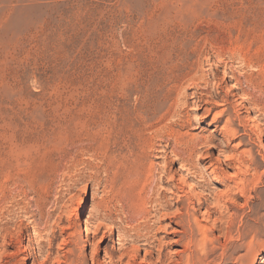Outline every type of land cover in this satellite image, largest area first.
Listing matches in <instances>:
<instances>
[{"label": "rangeland", "instance_id": "obj_1", "mask_svg": "<svg viewBox=\"0 0 264 264\" xmlns=\"http://www.w3.org/2000/svg\"><path fill=\"white\" fill-rule=\"evenodd\" d=\"M263 35L264 0H0V264H264V138L206 151Z\"/></svg>", "mask_w": 264, "mask_h": 264}, {"label": "bare ground", "instance_id": "obj_2", "mask_svg": "<svg viewBox=\"0 0 264 264\" xmlns=\"http://www.w3.org/2000/svg\"><path fill=\"white\" fill-rule=\"evenodd\" d=\"M254 2V1H253ZM260 10V8H259ZM263 17V16H262ZM255 28V27H254ZM221 29V28H220ZM244 33V32H243ZM251 37V36H250ZM255 39L251 41V43L248 45L247 50H244L243 48L239 47L236 50L233 51V56H237V59H239V63H241V65L244 67V69L248 70H252L253 72H251L249 75H245V77H241V76H236L233 75V81H234V86L237 87L238 90H240L242 92L243 96V102H244V106L245 108L249 109V107L251 108V112L257 113L258 115V119L259 122L257 124H255L254 126H250V127H244L242 126V124H239L238 116L236 114L234 119H230L227 120L222 127L220 128V134L222 136V141H220L217 145H212L211 147H208V149L206 150L207 152L210 151H215L217 150L219 147H221V145L224 142H230V141H235L238 138V136H242L243 138L247 139V143H245V147L246 146H251V149L253 150V147H255L256 143H255V138H257L256 136L254 137V140L252 139V137L254 135H260L261 138H264V35L263 36H254ZM246 41V39L244 40ZM199 58V57H198ZM232 58V57H231ZM233 60V58H232ZM235 60V59H234ZM237 61V60H236ZM230 68V67H229ZM242 68V67H241ZM240 70V69H239ZM227 75V73H226ZM225 76V75H224ZM226 77V76H225ZM241 78H244V81L241 80ZM232 79V78H231ZM244 84L246 85V89L241 88V86ZM194 85V84H193ZM218 85V84H217ZM244 85V86H245ZM200 86V85H198ZM221 85H218V87H220ZM243 87V86H242ZM218 89V88H217ZM220 91L222 90V87L219 88ZM235 90V89H234ZM227 93H223V96L221 97L222 99H228V97L230 96ZM207 94V93H206ZM218 94V93H217ZM222 95V94H221ZM240 96V97H241ZM184 98H186V96H183ZM193 97L196 99V103L200 104L203 102L202 97L203 95L200 93H193ZM207 97V96H206ZM238 97V96H237ZM232 98V96H231ZM221 99V101H222ZM240 99V98H239ZM238 100V99H237ZM178 101V100H177ZM176 102V100H175ZM185 102V101H184ZM224 102V101H223ZM227 103V102H226ZM177 105V104H176ZM179 106V105H178ZM230 106V105H229ZM232 107V106H231ZM242 108V107H241ZM232 109V108H231ZM222 112V111H221ZM220 112V114H221ZM250 112V111H249ZM261 122V123H260ZM187 123V121H186ZM184 123V124H186ZM182 126V125H181ZM243 132L242 135H240V132ZM171 137V136H170ZM194 138V136H193ZM192 138V139H193ZM231 139V140H230ZM244 140V139H243ZM259 140V139H258ZM261 140V139H260ZM245 142V141H244ZM238 147V145L236 146V148ZM259 146H256L257 150H258ZM154 150V149H153ZM236 150V149H235ZM251 150V151H252ZM156 151V150H155ZM257 155L260 156V151H257ZM179 158V157H178ZM239 159V158H238ZM181 160V159H180ZM205 160L209 162H211L212 160V156L211 155H205L203 158L201 159H197L196 163L198 165H201V162H205ZM240 161V160H239ZM256 167H260V164L258 161H256ZM264 162V161H263ZM195 165V164H194ZM210 167L212 168V164H209V167L207 169H210ZM196 168V167H193ZM214 170V169H212ZM242 170V169H241ZM211 173L218 174L215 171H212ZM203 174V173H202ZM202 176V175H201ZM216 176V175H215ZM187 177V176H186ZM199 177V176H198ZM201 178V177H200ZM203 178V177H202ZM250 181L249 179H245L243 184L244 186H249L250 185ZM152 183V182H151ZM154 184V183H153ZM173 185V184H172ZM174 186V185H173ZM172 186V187H173ZM197 186L199 187V185L197 184ZM243 186V187H244ZM175 190V188H174ZM159 198V197H158ZM156 224V223H155ZM147 225V224H146ZM154 227V226H153ZM132 229V228H131ZM87 230V229H86ZM118 230V229H117ZM123 230V229H122ZM128 230V229H127ZM196 230H201V226L200 224H196ZM137 231V230H136ZM185 232V231H184ZM204 232V231H203ZM135 235V234H134ZM136 237V236H135ZM134 237V238H135ZM138 237V236H137ZM141 237V236H140ZM205 238V237H204ZM125 239V238H124ZM139 239V237H138ZM29 240V239H28ZM156 240V239H155ZM118 241V240H117ZM130 241V240H129ZM144 241V239H143ZM147 241V240H146ZM153 241V240H152ZM196 241V240H195ZM201 240H199L198 242H200ZM209 241V239L207 240ZM122 242V241H121ZM125 242V241H124ZM197 242V241H196ZM149 243V242H148ZM145 244V243H144ZM121 245V244H120ZM124 245V244H123ZM132 245V244H131ZM133 246V245H132ZM121 247V246H120ZM154 247V246H153ZM191 247V246H190ZM25 248V247H24ZM128 248V247H127ZM112 249V248H111ZM123 249V248H122ZM154 249V248H153ZM189 249V244H186V250ZM121 250V249H120ZM132 250L135 251V249L133 248ZM151 250V249H149ZM185 251V249H184ZM199 251V250H198ZM202 251V250H201ZM119 252V251H118ZM151 252V251H150ZM110 253V252H109ZM108 253V254H109ZM125 253V252H124ZM185 253V252H184ZM223 253V252H222ZM113 254V253H112ZM129 254V252L127 253ZM126 254V255H127ZM134 254V252H133ZM132 254V255H133ZM200 254V253H199ZM161 255V253H160ZM222 255V254H221ZM45 256V255H44ZM94 257V255H92ZM129 256V255H128ZM127 256V257H128ZM165 256V255H164ZM113 257V256H112ZM158 257V256H156ZM202 257V256H201ZM206 257V256H205ZM199 259V257H197ZM96 259V258H95ZM109 259V258H108ZM136 259V258H135ZM158 259V258H157ZM169 259V258H167ZM188 259V257H187ZM159 260V259H158ZM166 261V260H164ZM171 261V259H170ZM179 261V260H178ZM74 262V261H72ZM75 262H77L75 260ZM97 263V261H95ZM158 262V261H157ZM250 262V264H252L254 261H248ZM95 263V264H96ZM109 263V262H108ZM133 263V262H132ZM131 263V264H132ZM160 263V262H159ZM164 263V262H163ZM168 263V262H167ZM77 264V263H76ZM114 264V263H113ZM130 264V263H129ZM166 264V263H165ZM173 264V263H172ZM177 264V263H176ZM180 264V263H179ZM181 264H187L186 260H181ZM246 264V263H245Z\"/></svg>", "mask_w": 264, "mask_h": 264}]
</instances>
